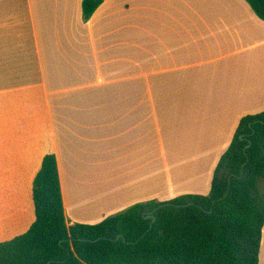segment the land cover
<instances>
[{
    "label": "crops",
    "instance_id": "1",
    "mask_svg": "<svg viewBox=\"0 0 264 264\" xmlns=\"http://www.w3.org/2000/svg\"><path fill=\"white\" fill-rule=\"evenodd\" d=\"M84 1L0 0V233L29 219L50 154L69 226L207 196L264 112V22L245 0H105L88 22Z\"/></svg>",
    "mask_w": 264,
    "mask_h": 264
},
{
    "label": "trees",
    "instance_id": "2",
    "mask_svg": "<svg viewBox=\"0 0 264 264\" xmlns=\"http://www.w3.org/2000/svg\"><path fill=\"white\" fill-rule=\"evenodd\" d=\"M104 1L83 2L85 22ZM245 1L264 22V0ZM262 180L264 112L241 120L209 195L137 204L97 225L69 226L50 154L33 181L35 221L0 243V264H260Z\"/></svg>",
    "mask_w": 264,
    "mask_h": 264
},
{
    "label": "rangeland",
    "instance_id": "3",
    "mask_svg": "<svg viewBox=\"0 0 264 264\" xmlns=\"http://www.w3.org/2000/svg\"><path fill=\"white\" fill-rule=\"evenodd\" d=\"M28 184H29V181L26 183L24 188L27 189ZM260 190L262 193H264V180H262L260 182ZM30 195H31V209H32V211L30 213L29 219H27L26 222H24V224L22 225V228H19L17 230H5L2 233H0V242L10 241L17 236L26 233L29 230V228H30L29 224L33 223L35 220V212L33 209V202H32V189L30 191Z\"/></svg>",
    "mask_w": 264,
    "mask_h": 264
},
{
    "label": "water",
    "instance_id": "4",
    "mask_svg": "<svg viewBox=\"0 0 264 264\" xmlns=\"http://www.w3.org/2000/svg\"><path fill=\"white\" fill-rule=\"evenodd\" d=\"M155 221V220H154Z\"/></svg>",
    "mask_w": 264,
    "mask_h": 264
}]
</instances>
